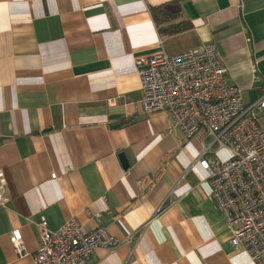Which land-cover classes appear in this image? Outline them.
Listing matches in <instances>:
<instances>
[{
  "label": "crops",
  "instance_id": "obj_1",
  "mask_svg": "<svg viewBox=\"0 0 264 264\" xmlns=\"http://www.w3.org/2000/svg\"><path fill=\"white\" fill-rule=\"evenodd\" d=\"M159 6L177 17L157 26ZM178 24L190 28L165 31ZM209 42L242 101L261 98L264 0H0V264H34L41 217L52 231L72 218L85 232L102 225L116 245L88 264H255L231 247L196 161L209 138L187 140L139 105L135 58Z\"/></svg>",
  "mask_w": 264,
  "mask_h": 264
},
{
  "label": "built area",
  "instance_id": "obj_2",
  "mask_svg": "<svg viewBox=\"0 0 264 264\" xmlns=\"http://www.w3.org/2000/svg\"><path fill=\"white\" fill-rule=\"evenodd\" d=\"M134 66L142 112H165L169 129L179 130L187 140L201 131L209 138L196 161L207 174L230 245L255 264H264V130L259 125L264 95L248 104L242 101L241 89L225 82L223 59L212 42L173 56L137 57ZM212 145L226 149L229 157L207 159ZM6 192L0 171V207L7 203ZM37 225L40 244L34 264H88L96 249L116 245L100 224L85 232L72 218L52 231L41 217ZM9 242L18 256L27 253L18 230L10 233Z\"/></svg>",
  "mask_w": 264,
  "mask_h": 264
},
{
  "label": "trees",
  "instance_id": "obj_3",
  "mask_svg": "<svg viewBox=\"0 0 264 264\" xmlns=\"http://www.w3.org/2000/svg\"><path fill=\"white\" fill-rule=\"evenodd\" d=\"M177 12L179 13V7L177 6ZM151 16L155 24L157 26L159 24H163L165 22H169L173 20L176 16V14H172L171 12H168V9H165V6H159V7H154L150 9ZM190 28V25H173L169 28H167L165 31H169L170 33H180L182 31H185Z\"/></svg>",
  "mask_w": 264,
  "mask_h": 264
},
{
  "label": "water",
  "instance_id": "obj_4",
  "mask_svg": "<svg viewBox=\"0 0 264 264\" xmlns=\"http://www.w3.org/2000/svg\"><path fill=\"white\" fill-rule=\"evenodd\" d=\"M119 158H120V160H121V162H122L123 168H124V169H127L128 166H129V164H128V161H127L125 155H124L123 153H120V154H119Z\"/></svg>",
  "mask_w": 264,
  "mask_h": 264
}]
</instances>
